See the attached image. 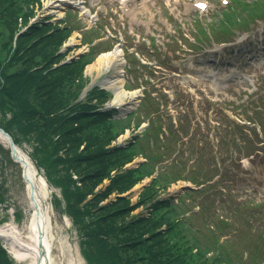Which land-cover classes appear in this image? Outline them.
Instances as JSON below:
<instances>
[{"label":"rangeland","instance_id":"obj_1","mask_svg":"<svg viewBox=\"0 0 264 264\" xmlns=\"http://www.w3.org/2000/svg\"><path fill=\"white\" fill-rule=\"evenodd\" d=\"M40 1L41 6H35L34 13L38 15V20L50 19L49 21L53 24L60 22L61 27L67 25L71 29V34L65 43L67 48L61 50L66 52L70 49L67 59L77 57L78 54L83 56L89 52L88 45L83 42L84 37L88 41L93 39L94 43L98 42L91 53L92 56L95 51L97 55L94 53V61L86 66L84 72L88 79L80 99H83L93 87H99L109 93L110 99L105 103V106L113 104L114 92L110 89L109 83L104 81L107 74L105 72L106 66L104 64L97 65V63L100 57L109 51L116 48L123 51L121 78L125 83L128 96L124 101L125 104L117 105L111 110L117 120L127 118L128 115L136 112L135 108L141 111L138 104H140L139 100L142 99L140 95L142 91L137 90L140 89L141 79L136 80V76L142 77L143 75L146 77V75L139 69L138 65L142 61L132 56L135 55L133 51L137 54L139 52V59H142L144 63L151 65L150 67L157 71V84L158 88H162L161 94H168L173 87L176 90L175 105L162 106V112L166 113L169 109L174 108L173 111H169L171 114L176 115L177 109L183 107L191 115L197 135L199 125L203 122L206 123L205 119L209 121L206 124H210L212 133L205 126L204 135L208 133L214 138L217 132L223 134L221 130L225 129H221V126L228 127V125L224 121L222 122V119L219 120V117L225 113L228 116L229 114L232 115L233 111H229L232 106H227L228 103L243 104L244 108H237L236 111L241 112L245 109L249 116H255L253 110L255 105L264 106V22L250 25L248 28L250 31L244 32L242 30L243 34L237 33L232 43L220 47L210 45L209 42L205 41V35H203L220 30L219 28L224 24L247 29L241 20L248 16L256 5H263L264 0H229L230 2L227 5H224L222 0H205L209 3V8L203 12L195 9L193 5L195 0H147L146 7H142L136 13L137 21L131 19V16L119 4L118 0H81V7H85L90 14H84L73 7L61 8V12L46 13L47 8L54 0ZM141 1H137V7H141ZM128 8H131V6H128ZM94 15H96L97 21L95 17L91 18ZM86 28H88L87 31H85ZM26 29L25 27L22 28L23 31ZM156 36L158 39H156ZM121 37L123 39V49L121 46H117V40H120ZM152 37L155 38V50L150 46V38ZM184 38L187 39L189 45L185 44ZM188 46L191 48L189 49ZM147 49L149 52H147ZM152 50L153 54L150 53ZM142 52L147 54L143 56L141 55ZM128 59L134 63L130 65L127 63ZM153 59L159 60L161 65H155ZM141 84L143 85V81ZM178 86H181L184 91L193 97L178 93ZM229 88L241 89L244 92L241 95L238 94L236 97H232L228 94V91L233 93ZM134 92H136V97L132 99L130 94ZM152 94L157 95L154 91ZM203 94L207 99L200 96ZM155 99L159 103L160 100H164L162 95L158 97V100ZM207 100L215 102L216 105H209ZM151 102L147 99L145 105ZM127 107H132L133 111L131 110L132 112L127 113L128 115L126 114L127 116L124 117L126 111L122 110H128ZM148 107L151 109L153 106ZM137 112L131 117V126H134L138 121ZM140 114L141 117L146 116L144 111H141ZM242 116H245V114H241V118H244ZM241 121L244 122L245 120ZM125 122L117 124L118 128H121ZM162 122L164 124L168 123L167 119H163ZM243 129L244 134L234 133L235 138H237L236 145H230L229 140L226 143H219L220 150L217 155L223 163L220 167L221 181L214 188V191L218 195L227 192V199L218 198L214 201L217 195L212 190H208V194L200 197L199 195L192 197L187 192L186 204L188 208L190 207L194 211H188L185 214L177 213L180 221L182 219L185 221V218H188L187 227H182L184 231L181 234L187 236L188 240L195 237L199 246L209 250L208 255H211L214 250L218 254L217 257L224 262L222 264H264V209L259 210L260 203L264 206V144L256 145L254 148L249 144L247 154L252 153V156H242L241 150L244 143L241 141L240 144L239 138H244L249 133L250 138H255L252 133L255 129L252 126L244 124ZM133 130V128L125 129L113 140L110 147L126 148L133 144L137 137H141V145L154 157L155 162H158L159 159L165 160L162 164L166 169L169 168V165H172L169 152L161 155L165 147V138L164 136L161 137L157 124L149 125L148 137L146 135L136 136L137 133L132 134L134 133ZM145 130L146 128L138 130V133ZM157 133L159 136L156 138ZM152 135L155 138H153V141ZM14 145L27 156L30 164L35 169V173L45 181L46 199L44 202L49 209L56 239L67 240L75 246L83 264H89L83 254L85 244L81 227L75 220L73 221L72 216L66 211V202L62 196L61 188L46 179L48 175L58 180V175H63L65 171L57 166L46 172L44 166L40 165V160L37 163L36 159L32 157L33 150L29 144L21 142L19 145ZM253 150L256 151L253 152ZM133 159L132 163L125 166L126 168L137 166L145 161L142 156H134ZM180 166L178 164V167ZM156 168H159V166L157 165ZM71 179L75 180L76 187H81L73 172ZM150 180L152 178H145L125 193V195H129L131 203L137 202L142 192L139 189ZM108 184L109 180L103 181L94 189V193L100 192ZM184 185L187 184L183 181L169 184L165 190L158 193L153 201L136 208L131 215L149 218L152 212L151 205L158 199L174 201L177 205L178 200L186 193V190L181 189ZM169 192L171 193L168 194ZM115 195L111 194V198L114 199ZM92 197L91 193L87 194L79 201L78 206L84 208ZM25 201V181L22 177V167L11 159L7 142L0 141V227L14 226L19 230L20 227L22 228L25 225L27 216ZM245 203L249 205L257 204V207L249 210L248 207L251 206H248L246 207L248 212L245 213L243 207H241ZM104 204H106L105 200L99 203V205ZM228 204H235L238 213L235 212L232 224L225 226L223 233L220 231L216 233L217 236L222 234L217 241L212 234L215 231L214 226L216 224L214 211L219 215L229 214ZM178 206H180V203H178ZM92 211L97 212L98 209L94 208ZM191 213H194L193 217L190 215ZM219 218L221 217L219 216ZM244 219H249L251 222L248 224ZM211 220L213 225L207 226V223ZM219 227L223 229L221 225ZM234 229V237L230 239L228 233ZM0 246L7 254L11 264H25L23 261L17 262L12 257L8 245L4 241L0 240Z\"/></svg>","mask_w":264,"mask_h":264},{"label":"trees","instance_id":"obj_2","mask_svg":"<svg viewBox=\"0 0 264 264\" xmlns=\"http://www.w3.org/2000/svg\"><path fill=\"white\" fill-rule=\"evenodd\" d=\"M37 5L41 6L40 0H0V128L10 135L14 144H29L32 157L37 163L40 160L46 172L57 166L65 171L58 175V180L48 175L46 179L61 188L66 211L81 227L87 247L86 250L83 248L85 259L89 264L224 263L214 250L208 255L209 250L199 246L195 237L188 240L181 234L182 227H187L188 218L181 222L177 213L192 211L185 199H179L180 206L174 201L158 199L151 205L149 218L131 215L136 208L153 201L169 184L180 179L188 178L193 182L196 179L184 177V167L180 169L176 163L166 169L160 165L165 160L155 162L141 145V137L126 148L110 147L125 129H137L149 118V113L142 118L137 110L138 121L131 126V117L136 112L117 120L112 111L99 109L110 99L105 90L93 87L80 99L88 79L84 72L97 55L94 51L95 55L91 56L97 45L90 47V53L79 59L65 62L70 49L61 50L71 29L49 20L28 26ZM263 9L264 4L256 5L241 20L242 24ZM231 26L224 24L221 28L229 32ZM24 27L27 29L23 31ZM85 38V44L93 42ZM123 121L126 125L118 128L117 124ZM154 124L152 119L150 126ZM148 130L149 127L143 134L146 137ZM158 136L157 133L156 138ZM151 137L153 141L155 138ZM163 153L166 154L162 152L161 155ZM134 156H142L145 161L126 168ZM70 171L76 175L81 187H76ZM153 175L155 177L144 187L137 202L131 203L125 193ZM105 180H109V184L94 193ZM89 193L93 195L92 199L84 208L78 206ZM111 194H116L114 199ZM104 200L106 204L99 205ZM94 208L98 211H92ZM190 215L193 217L194 213ZM214 217L216 224L212 234L218 241L222 234L217 236L216 233H223L230 222L216 214ZM212 222L209 221L207 226L213 225ZM232 237L233 234L230 239ZM0 264H11L1 246Z\"/></svg>","mask_w":264,"mask_h":264},{"label":"bare ground","instance_id":"obj_3","mask_svg":"<svg viewBox=\"0 0 264 264\" xmlns=\"http://www.w3.org/2000/svg\"><path fill=\"white\" fill-rule=\"evenodd\" d=\"M58 2V3H57ZM81 5V0H54L47 8L46 13L61 12L66 4ZM135 12L132 13L134 17ZM122 51L115 49L103 54L97 65H105L106 77L104 81L109 83L114 92L113 104H124L128 96L125 83L121 78ZM136 92L130 94L135 99ZM0 141H6L0 137ZM19 155L23 159L22 169L25 175L26 194V221L25 225L16 229L14 226L8 228L0 227V240L4 241L9 248L12 257L17 262L25 264H83L75 246L67 240L56 239L49 209L44 200L46 199L45 181L35 173L26 155ZM37 176V177H36Z\"/></svg>","mask_w":264,"mask_h":264},{"label":"water","instance_id":"obj_4","mask_svg":"<svg viewBox=\"0 0 264 264\" xmlns=\"http://www.w3.org/2000/svg\"><path fill=\"white\" fill-rule=\"evenodd\" d=\"M80 56H81V54H78L76 58H78ZM0 137L3 138L7 142V145H8L9 151H10L11 159L15 163H18L22 167L21 162H22L23 159L19 155L20 153L18 152L17 147L14 145L10 135L7 132H5L2 128H0ZM22 177H23V179L25 181V175H24L23 169H22Z\"/></svg>","mask_w":264,"mask_h":264},{"label":"snow or ice","instance_id":"obj_5","mask_svg":"<svg viewBox=\"0 0 264 264\" xmlns=\"http://www.w3.org/2000/svg\"><path fill=\"white\" fill-rule=\"evenodd\" d=\"M199 6H200V7H204V5H203L202 3H201V4H199Z\"/></svg>","mask_w":264,"mask_h":264}]
</instances>
